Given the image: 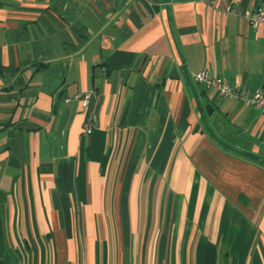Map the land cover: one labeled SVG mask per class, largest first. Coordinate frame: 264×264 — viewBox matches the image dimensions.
Masks as SVG:
<instances>
[{
    "label": "crops",
    "instance_id": "crops-1",
    "mask_svg": "<svg viewBox=\"0 0 264 264\" xmlns=\"http://www.w3.org/2000/svg\"><path fill=\"white\" fill-rule=\"evenodd\" d=\"M263 1L0 0V264H264Z\"/></svg>",
    "mask_w": 264,
    "mask_h": 264
},
{
    "label": "built area",
    "instance_id": "built-area-1",
    "mask_svg": "<svg viewBox=\"0 0 264 264\" xmlns=\"http://www.w3.org/2000/svg\"><path fill=\"white\" fill-rule=\"evenodd\" d=\"M227 10L246 19L254 28L264 25V1L255 8H241L236 4H231ZM194 80L207 88H216L223 96L233 97L236 100L243 101L246 105L254 106L257 109H264V85L253 93L244 92L240 88L231 84L224 77L219 76L208 68H203L193 74ZM95 90H89L83 93H76L65 98V102H81L87 107L95 96ZM93 124L89 122L86 126V132H93Z\"/></svg>",
    "mask_w": 264,
    "mask_h": 264
},
{
    "label": "trees",
    "instance_id": "trees-1",
    "mask_svg": "<svg viewBox=\"0 0 264 264\" xmlns=\"http://www.w3.org/2000/svg\"><path fill=\"white\" fill-rule=\"evenodd\" d=\"M247 157H250L251 159H257V156L254 154H246Z\"/></svg>",
    "mask_w": 264,
    "mask_h": 264
}]
</instances>
